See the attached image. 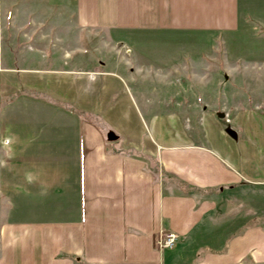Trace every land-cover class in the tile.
Wrapping results in <instances>:
<instances>
[{"label": "crops", "instance_id": "obj_1", "mask_svg": "<svg viewBox=\"0 0 264 264\" xmlns=\"http://www.w3.org/2000/svg\"><path fill=\"white\" fill-rule=\"evenodd\" d=\"M11 3L5 4L7 17ZM42 5L45 16L47 6L51 12L67 10V21L77 29L139 54L137 45L154 38L236 35L247 31L251 18L264 24V0H44ZM32 10L25 13L30 19ZM32 29L28 35H37ZM20 64L4 59L0 45V99L10 95L17 71L38 73ZM75 73L72 93L43 91L23 98L21 122L10 116L16 99L8 98L7 115L0 116V264H167L165 249L156 245L160 233L173 231L177 240L192 242L208 225L231 228L250 217L251 224L225 242V231H215L211 242L224 246L202 249L192 264H236L253 256L251 251L264 256V202L254 204L256 197L264 201L263 140L253 139L251 158H242L227 139L197 142L162 126L153 127V142L143 146L126 127L107 123L115 106L104 87L113 81L106 78L100 88L96 77ZM35 78L40 77L25 81L41 83ZM91 81L92 89L79 93ZM251 127L256 136L254 119Z\"/></svg>", "mask_w": 264, "mask_h": 264}, {"label": "rangeland", "instance_id": "obj_2", "mask_svg": "<svg viewBox=\"0 0 264 264\" xmlns=\"http://www.w3.org/2000/svg\"><path fill=\"white\" fill-rule=\"evenodd\" d=\"M6 1L0 0L3 57L15 66L22 63L18 65L20 68H33L38 73L16 72V84L11 87L10 95L0 99L1 117L7 115V104L11 102L8 98L16 99L9 107L10 116L14 114L15 120L21 122L23 98L43 91H57L61 96L72 93V78L80 70L82 78L96 77L100 88L106 78L113 81L103 86L110 94L105 98L115 106L107 123L116 129L126 127L143 146L153 142V127L162 126L176 134L186 133L197 142L224 143L227 139L234 145V153L242 158H251L253 139L264 141V24L257 20L251 18L247 31L236 35L209 38L191 33L147 40L137 45L143 50L139 54L133 47H130L131 53L126 47H114L95 31L77 29L74 22L67 21V10L51 12L47 6L45 16L40 10L44 0H14L8 17L4 13ZM31 7L35 19L25 14ZM26 16L27 23L19 26ZM40 20L41 26L32 27ZM32 28L37 35H28ZM23 30L27 31L25 35ZM31 60L35 65L28 67ZM33 75L40 77L34 80L41 83L25 81ZM94 85L91 81L81 85L78 91L87 92ZM224 111L227 115L219 118L218 113ZM253 119L259 125L256 136L251 131ZM101 127L107 138V124ZM232 127L239 130L236 138L227 132ZM260 152L264 156L263 148ZM254 200L256 205L264 202L260 203L258 197ZM3 205L4 201L0 200V223ZM243 207L240 204V210ZM248 223L251 224V217L231 228L208 225L202 229L204 236L192 242L177 240L173 248L164 250L167 264L172 260L176 264H192L202 249L224 246V243L211 242L215 231H225V242L227 236L242 232ZM251 254L236 264H264L263 255L253 251Z\"/></svg>", "mask_w": 264, "mask_h": 264}, {"label": "built area", "instance_id": "obj_3", "mask_svg": "<svg viewBox=\"0 0 264 264\" xmlns=\"http://www.w3.org/2000/svg\"><path fill=\"white\" fill-rule=\"evenodd\" d=\"M177 239H178L177 233L173 231H166V232L160 233L156 241V245L160 249H171L175 246Z\"/></svg>", "mask_w": 264, "mask_h": 264}, {"label": "water", "instance_id": "obj_4", "mask_svg": "<svg viewBox=\"0 0 264 264\" xmlns=\"http://www.w3.org/2000/svg\"><path fill=\"white\" fill-rule=\"evenodd\" d=\"M218 117L219 118H224L225 117V114L224 113H218ZM227 132H228V134L230 135V136H232L233 138H236L237 137V134H236V132H235V130H233V129H228L227 130ZM115 137L113 136V135H111V136H109V139L110 140H112V139H114Z\"/></svg>", "mask_w": 264, "mask_h": 264}, {"label": "trees", "instance_id": "obj_5", "mask_svg": "<svg viewBox=\"0 0 264 264\" xmlns=\"http://www.w3.org/2000/svg\"><path fill=\"white\" fill-rule=\"evenodd\" d=\"M239 232V231H238Z\"/></svg>", "mask_w": 264, "mask_h": 264}]
</instances>
